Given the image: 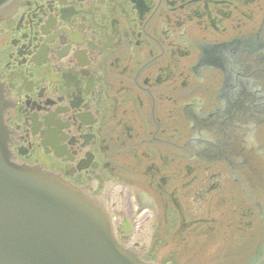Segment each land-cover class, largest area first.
I'll return each instance as SVG.
<instances>
[{
	"label": "flooded vegetation",
	"instance_id": "1",
	"mask_svg": "<svg viewBox=\"0 0 264 264\" xmlns=\"http://www.w3.org/2000/svg\"><path fill=\"white\" fill-rule=\"evenodd\" d=\"M0 93L14 161L104 201L144 261L214 264L257 240L193 119L264 117V0H0Z\"/></svg>",
	"mask_w": 264,
	"mask_h": 264
},
{
	"label": "water",
	"instance_id": "2",
	"mask_svg": "<svg viewBox=\"0 0 264 264\" xmlns=\"http://www.w3.org/2000/svg\"><path fill=\"white\" fill-rule=\"evenodd\" d=\"M256 118L214 126L210 132L217 143L206 147L202 142L201 153L230 162L264 221V154L249 130L260 120ZM198 130L202 138L211 135L205 122ZM0 264H147L116 241L103 205L53 175L11 160L1 99ZM251 264H264V243Z\"/></svg>",
	"mask_w": 264,
	"mask_h": 264
},
{
	"label": "rangeland",
	"instance_id": "3",
	"mask_svg": "<svg viewBox=\"0 0 264 264\" xmlns=\"http://www.w3.org/2000/svg\"><path fill=\"white\" fill-rule=\"evenodd\" d=\"M248 217H249V216H248ZM238 220L240 221V219H238ZM227 249H228L227 253H228V252H231V251L234 252V248H233V247H232V248H231V247H228ZM250 250L253 252V249H252V248H250ZM236 252H238V250H236ZM227 253H226V256H225L222 260H220L219 263H217V264H220V263H221V264H233V263H235L234 261H233V263L227 261L228 258H233V256H234V255H230V256H229V255H227ZM240 253H242V252H240ZM240 253H239V254H240ZM214 264H215V263H214Z\"/></svg>",
	"mask_w": 264,
	"mask_h": 264
}]
</instances>
